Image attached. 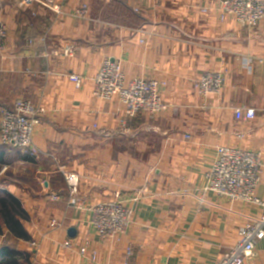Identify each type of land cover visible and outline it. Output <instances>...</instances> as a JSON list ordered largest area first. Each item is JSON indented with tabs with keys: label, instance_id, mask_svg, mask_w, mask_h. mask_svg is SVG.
I'll return each instance as SVG.
<instances>
[{
	"label": "crops",
	"instance_id": "1",
	"mask_svg": "<svg viewBox=\"0 0 264 264\" xmlns=\"http://www.w3.org/2000/svg\"><path fill=\"white\" fill-rule=\"evenodd\" d=\"M84 4L89 13L78 16ZM60 6L56 14L25 0H0L9 32L0 53V107L13 109L22 98L46 109L33 137L38 153L12 148L17 171L0 186L27 214H45L40 223H23L29 240L9 231L14 249L29 252L32 264H90L93 250L98 264H216L257 214L255 206L201 189L219 146L258 152L264 164V21L243 27L223 14L220 0ZM67 44L74 56H43ZM107 58L121 62L128 80L158 81L168 110L130 120L119 98L98 100L94 77ZM207 71L226 75L221 94L196 91ZM68 74L81 76L83 87ZM238 108H252L256 117L239 121ZM63 172L79 174L76 196ZM262 174L257 195L264 199V167ZM116 195L131 200L135 219L125 235L103 239L90 224V208ZM52 217L60 227H50ZM67 240L88 253L65 247ZM245 264H264V240Z\"/></svg>",
	"mask_w": 264,
	"mask_h": 264
},
{
	"label": "built area",
	"instance_id": "2",
	"mask_svg": "<svg viewBox=\"0 0 264 264\" xmlns=\"http://www.w3.org/2000/svg\"><path fill=\"white\" fill-rule=\"evenodd\" d=\"M27 5L37 4L56 14L61 13L60 2L65 0H25ZM113 2L115 0H106ZM224 15L233 16L243 27L256 28L264 21V0H220ZM137 11V9H136ZM88 5L84 4L77 10V15L86 17ZM8 27L0 20V53L4 51L8 39ZM74 45L67 44L62 48L44 50L43 56L52 61L75 55ZM69 79L77 86L83 87L84 79L76 74H68ZM225 76L221 72H204L195 82L196 91L205 97L219 95L223 92ZM160 83L156 80L135 78L128 80L120 61L107 58L94 77V95L98 100L119 98L125 106L128 119L140 114L156 116L168 110V104L163 100ZM46 112L42 106L19 98L14 102L13 109L0 107V143L2 145L26 150L30 155L38 153L33 137L41 118ZM256 111L252 108L235 109V118L252 120ZM190 138V137H189ZM216 158L205 176L201 191L212 192L233 202L246 203L255 206L257 214L250 216L238 230L236 244L222 256L216 264H245L247 260L257 257V245L264 240V199L257 195L263 172L262 155L258 152L243 150L232 146H219ZM70 195L76 196L81 178L75 172H63ZM53 199L58 196L53 195ZM136 200V199H134ZM131 200H125L116 195L113 200L94 204L90 208V224L97 235L103 239L118 238L129 230L134 218ZM53 227L61 223L54 220ZM33 246L38 247L36 242ZM64 246L70 249L78 248L82 254H87V246L67 240ZM133 249L129 248L127 256L131 257ZM90 264H98L97 251L88 255ZM125 264H130L128 261Z\"/></svg>",
	"mask_w": 264,
	"mask_h": 264
},
{
	"label": "trees",
	"instance_id": "3",
	"mask_svg": "<svg viewBox=\"0 0 264 264\" xmlns=\"http://www.w3.org/2000/svg\"><path fill=\"white\" fill-rule=\"evenodd\" d=\"M0 198V232L6 227L17 238L29 240L21 219H27V213L21 202L9 193L3 192ZM22 253L9 246L0 247V264H20Z\"/></svg>",
	"mask_w": 264,
	"mask_h": 264
},
{
	"label": "rangeland",
	"instance_id": "4",
	"mask_svg": "<svg viewBox=\"0 0 264 264\" xmlns=\"http://www.w3.org/2000/svg\"><path fill=\"white\" fill-rule=\"evenodd\" d=\"M11 149H12V147L10 148V147L1 145V143H0V186L1 185L6 186L7 182L13 178V175H11L12 170L15 169L17 171V167L14 164H12L15 159L13 156L9 155V151ZM2 153H4V157H3ZM5 154H7V155H5ZM21 173L23 174L24 171H22ZM23 176H27V175H23ZM26 181L28 182L29 180H26ZM3 192L9 193L7 191H3L0 188V198H2L4 196ZM44 216H45V214H30V215L28 214L27 219H21V221H22V223L25 222L27 224L33 225L35 222L40 223L43 220ZM54 220H57V219H54V217H52L50 219V227H53L52 223ZM9 231L10 230H8L6 227H4V226L2 227L1 232H0V247L9 246L10 248L11 247L15 248L17 240L10 234ZM32 246H33V242H32ZM33 247H35V246H33ZM19 252L22 253V257L19 259L20 264H32V256L29 252H25V251H19Z\"/></svg>",
	"mask_w": 264,
	"mask_h": 264
},
{
	"label": "water",
	"instance_id": "5",
	"mask_svg": "<svg viewBox=\"0 0 264 264\" xmlns=\"http://www.w3.org/2000/svg\"><path fill=\"white\" fill-rule=\"evenodd\" d=\"M69 236L75 237L77 235V230L75 228L69 229Z\"/></svg>",
	"mask_w": 264,
	"mask_h": 264
}]
</instances>
